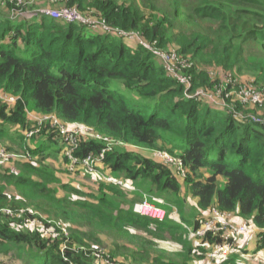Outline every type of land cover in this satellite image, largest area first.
I'll return each mask as SVG.
<instances>
[{"label": "trees", "instance_id": "1", "mask_svg": "<svg viewBox=\"0 0 264 264\" xmlns=\"http://www.w3.org/2000/svg\"><path fill=\"white\" fill-rule=\"evenodd\" d=\"M135 1L65 0L64 5L112 28L139 32L161 51L176 44L174 51L192 63L185 74L190 92L220 87L240 91L245 85L236 75L246 68L264 95V0H164L168 10L163 11L157 9L159 0H141L140 7ZM11 18L0 15V96L6 95L0 98V148L16 157L0 159V253L13 252L23 264H94L93 258L120 264L97 250L101 241L96 235L108 233L118 249L131 248L126 258L132 260L121 264H240L241 256L262 264L264 125L212 113L204 102L186 99L184 87L140 46L53 20L33 22L21 32ZM205 62L228 72L225 84L215 85L200 69ZM115 83L138 100L153 101V112L129 106L113 89ZM13 96L14 103L4 102ZM233 100L229 103L240 112ZM29 111L55 114L65 124L87 126L125 143L105 153L102 172L134 190L145 188L147 195L154 190L157 198L168 195L165 219L140 217L132 201L137 197L142 202V194L127 193L90 173L81 180L98 185L99 195L72 198L70 193L80 190L70 184L71 173L61 169L67 181L61 179L52 164L67 166L58 130L47 123L27 137L36 128ZM48 142L54 154L41 150ZM102 147L81 137L75 152L85 157ZM158 148L181 159L182 183L169 165L139 152ZM93 196L96 202L89 198ZM212 207L255 228L252 251L228 239L224 245L232 254L218 260L206 257L223 239L212 237V231L202 238L192 235L202 224L201 212ZM31 223L46 233L53 229L46 235L25 228ZM130 229L145 232L144 237ZM167 241L179 250L166 251L161 244Z\"/></svg>", "mask_w": 264, "mask_h": 264}, {"label": "rangeland", "instance_id": "2", "mask_svg": "<svg viewBox=\"0 0 264 264\" xmlns=\"http://www.w3.org/2000/svg\"><path fill=\"white\" fill-rule=\"evenodd\" d=\"M145 3V2H143ZM135 5L137 7L141 6V0H136L135 1ZM14 7V5H9L8 0H0V15L1 16H7L8 18H11V22H17L19 21L18 18H16V16H12L15 15L17 13H23L22 17H28L31 14H34L33 18L38 19L39 21H46L47 23L52 20L51 18L40 14L38 12L35 13H30V12H34L37 10H48L51 12L60 10L62 8L65 7V5L61 2V1H54V0H41V1H36V0H27L25 2V8L20 10V11H12V8ZM66 9V8H65ZM157 9L163 11V10H168V7L166 6V3L164 2V0H159L157 3ZM63 10V9H62ZM158 12V11H157ZM5 19V18H3ZM24 19V18H23ZM18 24V23H17ZM16 24V25H17ZM81 26V25H80ZM82 27V26H81ZM26 27L21 28V32H25ZM176 32H178V30H176ZM118 39H122L120 37L117 36H112ZM130 39V38H129ZM22 43V42H21ZM18 45V48H20V46L22 47V45L19 46L18 41L16 43ZM167 50H178V47L176 44H171L170 47ZM20 51V50H19ZM254 52L256 53L257 50L254 49ZM165 54L168 52H164ZM23 58H27L25 54H22ZM153 60L155 62H157L158 65H165V61H161L159 58L154 57ZM194 64V62H193ZM201 70L206 71L207 73H209V77H211V80L217 81L218 83H216L215 85L222 83L225 84V82L227 81V73L228 72H224L221 69L217 68L216 66H214L213 64L210 63H202L201 65H199ZM231 73H235L234 71ZM176 75L178 77H180L181 73L178 72L176 73ZM236 75V73H235ZM237 79L242 82L245 85V88L241 89L240 91H236L234 90L231 95L234 98V103L238 104V106L240 107V112H242L243 116H239L240 119L242 121H245V119L247 118V120L251 121L254 119H264V95L258 93L260 86L257 84V82H254V76L251 74V72H249L248 70H246V68L243 69V71H241V74L238 76L236 75ZM184 90H185V86ZM258 87V88H257ZM119 95L123 96L126 100L129 106L131 107H135L139 110L145 111L146 108L147 109V114L150 115L151 112H153L152 105H153V101H144V100H138L135 96H133L128 90H126L125 88H123L120 84L115 83L114 84V88H113ZM226 90L223 87L220 88H216L213 90H209L207 92L209 93H204L201 91L199 96H196V94L194 95L195 98L192 100V102L197 101L200 97H206L208 99V103H204L205 105L209 106V110L212 113H222V114H226V112L220 107V105H223L224 102H222L219 98H218V94L216 93L217 91H223ZM205 102V101H204ZM204 105H200V112L204 111ZM70 129L73 130H77L78 127L71 125L69 126ZM148 156L155 160V161H159V162H167L169 164V167L171 169V171L176 175L177 179H179V181H181L182 183V175L179 171V168L177 167V164L174 161V158L167 152V150L165 149H157L154 150L153 152H150L148 154ZM12 157H16L12 154H8L7 152L4 154V157L2 159H10ZM20 159V158H17ZM8 163L11 164L10 161H7ZM54 162V161H53ZM2 163H5V160H2ZM112 179H115L113 175H110ZM71 179H72V183L73 185L80 190V193H70V195L72 196V198L74 199H86L88 198V196L84 193H89V192H93V195L98 196L99 195V188L98 185H96L95 183H87L88 185H83L82 181H80V179L83 178V175L80 174H71ZM97 177H100L99 175H97ZM100 179V178H99ZM101 180V179H100ZM99 181V180H97ZM123 187V186H122ZM92 188V189H90ZM119 188V187H118ZM121 190H125L127 193H133V195L135 193L138 194H142V195H147L143 192H145V188H143L142 190H134V191H129L127 188L123 187L120 188ZM184 189L185 187H183L182 189V196H184ZM12 193H14L13 190H11ZM157 191L154 190L153 194L147 195L146 200L159 208L164 209L163 207H165L166 209H170V206L168 205V203L166 202V198L168 197H161V198H157ZM66 194V193H65ZM60 195H63V192L60 193ZM157 195V196H156ZM92 201H97L96 198L93 197H89ZM141 200V198H137L135 197V199L132 201L135 205L137 203H139ZM159 204V205H156ZM134 205V206H135ZM128 207V206H127ZM165 210V209H164ZM172 212H169L170 215L174 214V208H172ZM166 212V210H165ZM115 214V212H114ZM204 217L207 219H211V217L215 216V211L210 209L207 211L203 212ZM225 222L227 223V227L229 228V233H231L232 235H234L236 237V240L239 241L238 247L244 248V246L246 247V249H251L252 245H253V238L254 235L256 233L255 228H253L249 223H246L245 221H239L237 219V217L234 216V214H230L228 215L227 218H225ZM55 225H57L58 227L61 226L60 222L58 220H55L54 223ZM241 227L245 228L246 231L242 232L241 234H238V229H240ZM25 228L31 229V230H38L39 232L45 233L46 235L49 234L53 228H50L48 233H46L41 225H37L35 223H31L29 225H27ZM89 232L88 228H87V233ZM130 232L132 234H136L140 237H144L142 236V234H144L145 232L143 231H138V230H134V229H130ZM97 238L100 239L101 243L99 245V247L97 248V250H101V252L106 253L112 260H117V261H121V263H128L130 262L132 259H127L126 257V252L127 250L131 249L128 245L125 246V248H120L118 249L115 246L116 243V238L110 236L108 233H100L96 235ZM118 243V242H117ZM75 247H81V245H77ZM90 247V245L88 246ZM161 247L166 249V251L169 252H174L179 250L178 246H175L174 243L167 241L163 244H161ZM83 249V248H82ZM206 257H209V255H207ZM247 256H241L240 259H238V263L240 264H252V262H250L247 258ZM210 259H213V257L211 256ZM94 260V264H104L100 261H98L96 258H93ZM264 260H261L262 264ZM0 264H23L21 261H19L15 255L13 254V252L8 253V254H4V253H0Z\"/></svg>", "mask_w": 264, "mask_h": 264}, {"label": "built area", "instance_id": "3", "mask_svg": "<svg viewBox=\"0 0 264 264\" xmlns=\"http://www.w3.org/2000/svg\"><path fill=\"white\" fill-rule=\"evenodd\" d=\"M27 0H8L9 5H14L12 8V11H20L25 8V2ZM41 1V0H36ZM54 1H61L63 4L65 3V0H54ZM66 8V9H65ZM63 9V10H62ZM60 10L51 12L45 9L37 10L36 12L43 14L49 18H52L53 20L59 21L63 24H80L85 26L89 31L91 32H97L99 34L103 35H110V36H117L122 39H126L128 41H135V43L138 46H141L146 51L150 52L153 57L159 58L161 61H165V65L163 66V69L165 73L172 79L177 80L182 86H185V90L183 92V95L186 99H194L195 94L196 96H199L200 92L209 93L206 90L199 88L195 90L194 92H190L191 90V82L190 78L186 76L185 74L189 72V70L192 67V63H190L187 59H184L180 57L176 51L169 50V51H161L156 47V42H147L143 39L141 34L139 32H130L125 31L119 28H112L108 25H105L102 21L98 20L95 17L92 16H85L78 12L77 9L74 8H68L64 7ZM16 15H22V13H17L12 16ZM130 38V39H129ZM168 52V53H164ZM180 72L181 75L178 77L176 73ZM201 90V91H199ZM218 98L224 102L223 105H220L221 108H224L229 114H231L235 118H239V116H243L242 112H237L235 108L229 103V101L232 98L231 93L227 90L217 91ZM8 96V95H7ZM6 95H3V97L0 96V98H5ZM16 101V98L9 97L4 102L8 103H14ZM209 102L206 97H200L197 102ZM37 120V126L34 128L31 132L28 133V137L32 134L37 133L41 127L44 124H50L51 128H55L58 130V138L60 140V143L64 146L63 148V155L67 158L68 164H69V170L71 172L77 173L79 172L80 175H84L85 173L90 174H96L100 176L101 180L106 184H114L120 187H124V183L121 180L118 179H112L109 175H100L97 171V167L101 165L103 158L105 157V153L108 151H111L114 147H123L125 146L124 143L121 141H118L116 139H113L109 136L102 135L100 133H97L93 131L91 128L88 127H79L77 130H73L70 128H67L60 124V122L55 117L50 116H43L40 119ZM247 120V118L245 119ZM253 123H258L264 125V119H254L251 120ZM81 137H89L92 140L100 142L103 147L101 151L97 154L89 153L84 158L75 157L73 153L79 146V140ZM6 152L3 149H0V159L4 157V154ZM172 156V155H171ZM174 161L177 164V167L179 168V171L182 175V178L185 177V170L182 167V161L178 157H174ZM167 165H169L167 162H163ZM215 211V216L211 217V219H207L203 226H201L198 230L194 232L192 235L193 238L200 237L202 238L208 231H212L213 233H218L223 229L227 228V223L225 222V218L228 217V214H222ZM138 213L141 216H144L150 220L161 222L165 219V211L163 209L157 208L156 206L146 202L145 200L141 205H139ZM221 228V229H220ZM229 232V228H227ZM246 229L241 227L238 229V234H241L242 232H245ZM234 239H236L235 236H233ZM229 248L227 247H215L212 252L209 254V257H221L226 256L227 253H229Z\"/></svg>", "mask_w": 264, "mask_h": 264}, {"label": "clouds", "instance_id": "4", "mask_svg": "<svg viewBox=\"0 0 264 264\" xmlns=\"http://www.w3.org/2000/svg\"><path fill=\"white\" fill-rule=\"evenodd\" d=\"M36 11H34V12H30V13H35ZM22 15H23V13H22ZM22 15H21V17H22ZM33 16H34V14H31L30 16H28V17H22L21 18V20H19L18 22H22V21H24V20H26V21H31L29 24H31V23H33V22H39V20L38 19H35V18H33ZM24 18V19H23ZM52 19V18H51ZM53 20V19H52ZM53 21H55V22H59V21H56V20H53ZM17 22V23H18ZM71 24H74V25H77V26H80V24H75V23H71ZM28 25V24H27ZM66 25V24H65ZM17 26V25H16ZM26 26V25H25ZM25 26H23V27H25ZM82 27H85V26H83V25H81ZM17 27H21V28H23L22 26H17ZM85 29L86 30H88L86 27H85ZM89 31V30H88ZM91 32V31H90ZM101 35H103V34H101ZM112 38H115V37H112ZM122 40H124L125 41V43L127 44V45H130L131 47H134V48H136V47H138V45L135 43V41H128V40H126V39H122ZM141 47V46H140ZM148 52V51H147ZM149 54H151L150 52H148ZM152 55V54H151ZM162 68H163V66H162ZM164 70V69H163ZM13 98H16V97H14L13 96ZM204 103H208V102H204ZM226 113H228L224 108H222ZM229 114V113H228ZM231 115V114H230ZM43 116H50V117H55L59 122H60V124L61 125H63V126H65V127H67V128H69V126H71V125H69V124H65L64 122H62L55 114H50V115H45V114H40V113H34L33 111H29V113H28V117L30 118V120L31 121H36V126H37V120L36 119H40V118H42ZM232 116V115H231ZM251 122V121H250ZM47 123H49V121L47 122ZM48 125H50V124H48ZM75 126V125H74ZM51 127V126H50ZM78 127V126H77ZM80 127H87V126H80ZM79 128V127H78ZM88 128H90V127H88ZM32 130H29V132H31ZM28 132V133H29ZM103 135V134H102ZM58 136V135H57ZM28 137V136H27ZM57 139H58V141H59V146L62 148V153H63V148H64V146L60 143V140H59V138L58 137H56ZM95 141V140H94ZM119 141V140H118ZM98 142V141H97ZM100 143V142H99ZM123 143V142H122ZM125 144V143H124ZM126 145V144H125ZM115 148H121V147H115ZM1 149V148H0ZM154 150H148V152L150 153V152H153ZM91 153H93V152H91ZM94 154H96V153H94ZM170 154V153H169ZM73 155L75 156V157H78L77 155H76V152H74L73 153ZM170 155H172V154H170ZM64 156V155H63ZM172 156H174V155H172ZM86 157V156H85ZM174 157H176V156H174ZM79 158H84V157H79ZM64 159H65V161L67 162V166H65V168H66V170H68L71 174H79V172H77V173H74V172H71L70 170H69V164H68V161H67V158L66 157H64ZM104 167H102V165H100V166H98L97 167V172L100 174V175H106V174H104L103 172H102V169H103ZM168 168H170V167H168ZM111 174H109V176H110ZM86 176H88V175H86V174H84L83 175V178L84 177H86ZM92 177H94V178H97V173L96 174H93V176ZM100 178V177H99ZM101 179V178H100ZM116 179V178H115ZM118 180H120V179H118ZM122 181V180H121ZM124 183V182H123ZM114 185V184H113ZM117 186V185H116ZM118 187H120V186H118ZM124 187L125 188H127L129 191H134V189H132V188H129L128 187V184L126 183V185L124 184ZM120 188H123V187H120ZM146 197H147V195H143V201L145 200L146 202H148L147 200H146ZM143 201L142 202H140V203H137L134 207H133V209H134V212L135 213H137L140 217H142V218H146V217H144V216H141L139 213H138V209H139V205H141L142 203H143ZM149 203V202H148ZM137 208V209H136ZM157 208H159V207H157ZM160 209H162V208H160ZM212 210L213 209H215L216 211H218L217 209H216V207H212L211 208ZM164 210V209H163ZM210 210V209H209ZM203 212L204 211H202L201 212V218H202V224H201V226H203V223L206 221V218L204 217V215H203ZM219 213H222V214H228V215H230L229 213H224V212H220V211H218ZM146 219H148V218H146ZM200 226V227H201ZM199 227V228H200ZM198 228V229H199ZM228 228V227H227ZM227 228L226 229H223V230H221L220 232H218V233H214V234H212L211 236L212 237H217V236H219V237H221L222 239H223V242L221 243V244H217L215 247H220V246H223V247H227V248H229L228 246H226V245H224L226 242H227V240L228 239H231L232 241H234L235 243H236V246H238V244L237 243H239V241L238 240H236V239H234L233 238V236L234 235H232L231 233H229L228 232V230H227ZM197 229V230H198ZM221 229V228H220ZM205 236V235H204ZM203 236V237H204ZM215 247H213V248H211L210 249V252L207 254V255H209L211 252H212V250L215 248ZM229 253H227V255L226 256H221V257H224V258H226L227 256H229L230 254H232V250L229 248ZM207 258H209L210 259V257H207ZM214 260H218V259H220V257H216V258H213ZM211 260V259H210ZM121 264V263H120Z\"/></svg>", "mask_w": 264, "mask_h": 264}, {"label": "crops", "instance_id": "5", "mask_svg": "<svg viewBox=\"0 0 264 264\" xmlns=\"http://www.w3.org/2000/svg\"><path fill=\"white\" fill-rule=\"evenodd\" d=\"M31 21H26V20H24V21H22V22H18V24H17V26H25V25H27V24H29ZM51 145V143L50 142H48V143H44V145H41V150L42 151H44V153H46V154H54V152H53V149H52V147L50 146ZM37 146H39L38 144H37ZM37 146L35 147V148H37ZM56 146V145H55ZM54 150H56V147L54 148ZM140 152V154L141 155H143V156H145V157H148V152L147 151H139ZM60 156V155H59ZM52 164H53V166L59 171V174H58V176L62 179V177H65V176H63V175H65V174H63V171L61 170V169H66L65 168V166L64 167H62V166H60V162L59 163H57L56 161H54V162H52ZM65 179H66V177H65ZM66 181H67V179H66ZM80 181H82V183H83V185L85 184V185H88L89 184V180L87 179L86 181H83V180H81L80 179ZM88 183V184H87ZM71 185H73V183H72V181H71V183H70ZM134 188H135V190H137L136 189V187L135 186H133ZM195 201L193 200V203H194ZM192 203V204H193ZM137 209V208H136ZM133 211H134V209H133ZM254 243V242H253ZM253 248H254V245H252V248L251 249H248L249 251H252L253 250ZM150 257H153V254H150Z\"/></svg>", "mask_w": 264, "mask_h": 264}]
</instances>
